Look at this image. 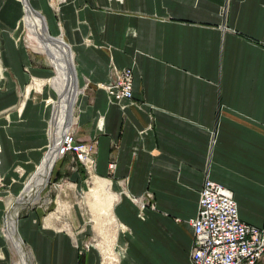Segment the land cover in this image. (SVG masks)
<instances>
[{"label":"crops","instance_id":"0c3cea01","mask_svg":"<svg viewBox=\"0 0 264 264\" xmlns=\"http://www.w3.org/2000/svg\"><path fill=\"white\" fill-rule=\"evenodd\" d=\"M30 1L71 46L72 125L78 140L96 142L95 171L107 176L99 189L117 195L123 264H193L191 220L207 175L233 190L244 221L264 227V0ZM26 28L23 0H0V264H14L6 208L67 131L55 110L62 80L54 84ZM114 67L133 69L132 99L98 86ZM33 76L45 84L30 87ZM74 206L64 223L36 206L17 214L37 264H101L95 247L83 248L95 228Z\"/></svg>","mask_w":264,"mask_h":264},{"label":"built area","instance_id":"2783aa9c","mask_svg":"<svg viewBox=\"0 0 264 264\" xmlns=\"http://www.w3.org/2000/svg\"><path fill=\"white\" fill-rule=\"evenodd\" d=\"M133 85L134 72L131 67H114L110 81L98 83V86L105 88L109 97L116 102L132 99ZM53 139L55 149L52 140L42 162L50 152H54V164L72 152L87 169L93 170L96 164L94 140H78L72 126ZM1 152L0 141V191L6 185L1 172ZM115 167L116 162H110V169ZM11 205L6 208L4 214L5 230L8 228ZM191 224L194 230L190 251L193 264H257L258 261L264 260V227L244 221L240 216L233 190L212 179L210 175L204 180L200 191L199 210L192 218ZM66 225L71 227L69 222Z\"/></svg>","mask_w":264,"mask_h":264},{"label":"rangeland","instance_id":"374dc122","mask_svg":"<svg viewBox=\"0 0 264 264\" xmlns=\"http://www.w3.org/2000/svg\"><path fill=\"white\" fill-rule=\"evenodd\" d=\"M52 1L64 2L65 0ZM25 37L27 38L32 50L38 52L42 56V58H44L54 69V74L52 75V77L57 74L54 79L55 84L58 76H60L58 73V69L55 67V63L52 61L48 52L45 51L39 39L28 26L25 30ZM72 56L73 53L71 54V57ZM44 84L45 81L43 82L41 79L33 76L29 86L38 89L41 88ZM54 84L53 86L55 87ZM77 86H79V84H77ZM55 89L57 90L56 87ZM55 99H57L59 102L60 95H58V97ZM52 101H54V99H52ZM57 114L58 110L56 109V115ZM63 114L64 111H62L57 116H60V118L62 119ZM72 127L74 130V124L72 125ZM59 162H62L63 166L61 167V173L57 177H55V168L57 166L56 164H58ZM95 168L96 164L93 170L87 169L82 162L78 161L75 158V155L72 152L66 154L63 158L58 160L53 165L50 178L48 179L47 185L42 189L40 197L35 201H31L24 205H21L19 207L18 215L19 217L26 215L29 211H31V209H34V207L36 206L37 208L40 207L44 211H46V214L52 213V215L55 217H61V220L64 223L65 219L63 217L65 215H67L68 217H71V215L75 217L74 205L79 206L81 207L85 218H87L89 223L91 225L93 224L95 228L94 233L91 235V237H88L87 240L84 241L83 248L89 250L92 246L95 247L100 254L101 264H123L121 262V257L124 246L119 244L117 232L120 228H124L127 226L119 221H116V223L114 222L113 218L115 217V214L113 211V200L117 197V195L107 192L104 188L99 189V187H101V182L96 181L98 179V176L103 178H107V176L97 174ZM76 170L79 171L80 176L85 181L83 186L79 183L80 179L78 177V174L74 173L76 172ZM110 173L113 175V172ZM60 203L63 205V207L60 206ZM64 210L65 214L62 213ZM2 234L6 239L10 251L13 253L14 264H22V259L20 258V255L14 247L9 227L7 228V230H5V228L2 226ZM24 244L31 256V263L37 264L35 257L36 255L34 254L32 247L25 241ZM33 245L34 247H37L34 242ZM113 249L116 250V254L114 253ZM113 257L118 260L115 261L114 259H112Z\"/></svg>","mask_w":264,"mask_h":264},{"label":"bare ground","instance_id":"6f19581e","mask_svg":"<svg viewBox=\"0 0 264 264\" xmlns=\"http://www.w3.org/2000/svg\"><path fill=\"white\" fill-rule=\"evenodd\" d=\"M23 3L25 8L26 26L31 28L32 32L39 39L43 48L45 49V51L48 52L52 61L55 63V66L58 68V73L60 75L58 77L61 78L62 85H60V87L57 86V89L59 90L60 93V100L59 102L57 100V104H56L58 110L57 115H59L62 111H64L62 120L63 122H66L65 128L68 129L72 125L71 118L73 114V106L77 92L76 70L72 62L71 46L67 42H65L62 39V37H54L49 33L48 25L46 24V20L44 16L31 4L32 2L30 0H23ZM55 126L57 127L58 123ZM59 135L60 134L56 132V137ZM53 148L55 149L54 139H53ZM54 160H55L54 152H50L45 157L42 164L39 166L37 172H35V174L30 178L21 196L17 199L18 202L17 203L15 202L12 205L8 214V227L11 232V237L13 240L14 247L17 250L18 254L20 255V258L22 259V264H32V263H31V256L24 244L23 237L18 232L19 218H17L18 217L17 214L19 211V207L28 202L34 201L40 195L42 189L47 185L48 179L50 178L51 170L54 165ZM113 219L114 222L116 223V218L114 217ZM113 251L116 254V250L113 249ZM112 259H114L115 261L118 260L114 257Z\"/></svg>","mask_w":264,"mask_h":264}]
</instances>
